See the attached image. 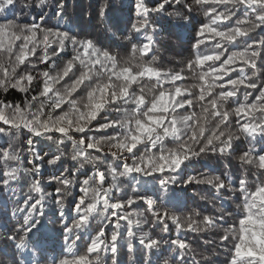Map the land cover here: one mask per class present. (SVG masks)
Listing matches in <instances>:
<instances>
[{"label": "snow or ice", "instance_id": "obj_1", "mask_svg": "<svg viewBox=\"0 0 264 264\" xmlns=\"http://www.w3.org/2000/svg\"><path fill=\"white\" fill-rule=\"evenodd\" d=\"M152 2L154 6H149V0H136L138 19L132 28L141 33L146 42L132 43L131 54L124 60H119L117 54L110 50L98 47L91 39H81L72 33L70 27L62 29L59 24L46 27L45 15L31 16L29 23L3 16L0 22V89L5 92L16 89L27 94L34 80L39 78L41 85L36 95L26 98L23 107L0 100V122L8 126L0 127V136L11 140L22 136L25 130L28 133L26 149L13 143L0 148V159L7 169L0 177V191L8 189L14 194L12 185L19 183L22 175L41 172L42 164L32 160H29L31 168L23 166L25 151L40 159L36 138L55 145L58 154L48 160L50 165L57 164L66 155L62 146L70 141L71 160L79 162L73 176L82 172L86 165H91L94 171L80 182L83 194L71 208L75 213L71 217V226L68 223L63 225L66 241L75 233L68 251L71 252L76 241L81 239L79 233L88 226L90 218L99 216L101 227L89 237L87 253H96L94 262L88 259V255L74 254L72 260L61 264H108L109 260L111 264H120L121 241L126 242L130 253L134 240L149 249H159L160 240L152 239L147 233L137 235L141 228V220L137 217L144 214L124 211L126 206L137 200L147 204L153 226L162 225L164 233L169 231L167 221H171L178 231L209 235L200 241L199 246L210 251V256L200 253L199 260L192 242L179 236L165 242L173 247L174 264H216L221 254L224 255V264H264V35H261L264 34V0ZM15 4L16 0H0V14H6ZM166 5L187 10V14L179 10L168 12L170 17L183 21L178 26L190 25L194 6L206 18V22H201L195 29L192 57L179 71L156 67L155 56L150 61L144 59L154 43L155 28L151 24V15L163 14L167 11ZM221 5L224 6L222 10ZM49 6L56 17L63 18L64 0H24L23 3L29 11L33 7L43 11ZM104 11L102 7L100 14L104 15ZM149 28H152L151 34L147 31ZM257 29V35L261 36L259 39L251 35ZM127 39L131 40V37ZM241 40L245 44L242 49L229 50V46L238 48ZM69 47L73 53L71 58L57 70L56 58ZM32 57L36 58L35 62ZM38 64L46 65L47 70L33 75ZM21 66H30L31 70L18 72ZM185 71L191 73L195 83H182L186 79ZM237 72L238 75L233 77L232 73ZM145 79L154 83L146 86L143 83ZM133 85L138 86V92ZM81 87L86 89V96L77 99L74 94ZM242 88L252 90L243 93V101L239 98ZM193 89L198 91L194 94ZM253 92H258V95L249 102ZM230 101L235 107H227ZM64 105L68 106L66 111L63 110ZM197 105L199 112L194 110ZM113 106L116 112L123 114V118L107 120L94 128L93 121ZM58 109L61 112L57 115ZM232 116L238 118L236 131L231 130ZM213 122L214 126H210ZM107 129H113V133L99 138L93 134ZM55 133H59V137ZM74 133L80 134L79 139ZM241 135L250 137L252 141L239 159L243 165H255L258 171L253 180H249L247 173L235 179L227 173L223 177L207 175L182 179L187 162L209 152L231 153L233 142L240 140ZM258 135L262 142L259 149L255 146ZM166 139L171 140L175 147L169 148L165 144ZM89 150L103 153V156H92ZM119 161H123L122 166ZM9 162H14V166ZM101 165L106 166L112 180L108 187L104 186L106 177L100 171ZM121 167L122 170H118ZM133 173L157 179L165 190L169 185L195 182L210 185L220 194L215 199H221L225 192L231 193V199L239 201L236 203L239 218L228 223L233 213L221 199L220 207L213 205L208 214L196 212L194 215L199 219L188 217L181 221L167 211H159L156 200L138 194L136 188H133V192H137L134 197L113 202V190L121 191L119 178ZM52 181L62 186L55 189V195L45 193L41 180L34 179L29 192L39 194V198L32 202L33 196L29 194L24 199V207L16 209V212L24 213L23 224L16 229L23 233L17 248H26L30 234L38 231L40 218L45 215L46 196L53 198L60 218L65 217L64 199L71 195L66 190L74 181L64 175L49 177V183ZM139 183L140 180L136 179V184ZM107 225L111 226L110 235L105 233ZM9 239L16 240L17 237L10 236Z\"/></svg>", "mask_w": 264, "mask_h": 264}, {"label": "trees", "instance_id": "obj_2", "mask_svg": "<svg viewBox=\"0 0 264 264\" xmlns=\"http://www.w3.org/2000/svg\"><path fill=\"white\" fill-rule=\"evenodd\" d=\"M66 8L63 18H58L54 15V10L49 7H45L43 11L39 8L33 7L30 11L23 7L24 0H16V4L6 14H0V22L3 21V16L6 15L7 19L12 20L19 18L18 22L29 23L31 16L45 15V26L53 27L57 24L63 29L70 27L73 34L77 35L81 39H91L93 42L101 48H106L112 53L117 54L119 60L128 59L131 54V44L137 43L142 44L146 42L144 36L141 33H136L132 25L136 23L138 17L136 14V0H64ZM190 3L191 0H188ZM149 6H154L152 0H149ZM104 8V15H101V8ZM220 10L223 9V5L219 6ZM231 7V5H228ZM167 11L163 14H152L151 24L155 28L154 43L152 50L144 57L145 61H150L153 56L156 57L155 66L163 70L179 71L186 65L189 58L192 57L191 45L194 42L195 29L201 22H206V18L201 12L194 6L193 13L191 14L193 19L189 26H178L183 24V21L178 20L175 16H169L168 12L181 11L183 14H187V10L183 7L167 6ZM235 18H233V23ZM148 33H152V28H149ZM259 30L251 33L253 38L259 39ZM264 35V34H261ZM131 37V40L127 39ZM245 46L243 40L240 41L238 48L233 49L229 46V50H239ZM203 48V46H202ZM39 49L37 54L39 55ZM51 51V50H50ZM71 48H66L65 52L60 57L56 58L57 70L63 67L64 63L72 56ZM35 62L36 58H31ZM30 66H21L19 71H29ZM47 70V66L43 64L37 65V70L33 71V75H37L38 72ZM78 74V73H77ZM250 74V71H249ZM71 75V73H70ZM183 75L186 77L182 83L190 85L195 83L191 73L185 71ZM237 73H232L235 77ZM67 80V78H66ZM143 83L146 86H151L154 81L145 79ZM41 80L38 78L33 81L32 87L29 93H23L16 89H9L5 92L0 89V100H4L6 103L19 104L23 107L24 102L30 99L32 95H36L40 90ZM133 88L138 92V86L133 85ZM198 89H193L194 94ZM219 91V89H217ZM245 91H252L251 89H241L239 98L243 101V93ZM258 95V92H253L252 96L249 97V102ZM86 96V89L81 87L74 97L80 99ZM131 107V106H126ZM227 107H235L234 104L229 102ZM68 106L64 105L63 110H67ZM199 112V106L197 105L194 109ZM181 112L185 110H180ZM188 111H191L189 109ZM61 109H58L55 114H60ZM123 114L115 111V106L109 108L106 112H102L96 121H93V127L95 128L100 123H105L107 120H118L122 119ZM235 116L230 117L231 130L236 131L237 125ZM215 122L210 126H214ZM0 127H8L0 122ZM119 131V129H117ZM113 133V129H107L100 133H93L99 138L101 135H110ZM28 133L26 130L24 134L18 138L9 139L5 136H0V148H5L9 143L16 145H23L26 149V138ZM59 137V133L54 134ZM79 139L80 134H73ZM37 150L40 155V159L33 158L30 154L25 151L23 156V166L25 168H31L33 163L42 164L41 172L39 174L22 175V179L19 183H14L12 188L13 192L8 189L0 191V264H61L62 261L72 260L75 255H88L90 261H95L96 253L88 254L87 247L90 243V235L95 233L101 227L100 217L94 216L90 218L88 226L80 231L81 239L77 240L69 252V245L75 239V233L69 237L66 241L63 232V225L68 223L71 226V217L75 215L71 211L75 200L82 195L81 192V181L88 178L93 174V167L86 165L80 173H75L78 167L77 161L71 160L72 144L67 141L62 146L63 151L66 153L60 161L55 165L48 164V160L53 158L54 154H58L56 147L50 141L42 138H36ZM261 138L257 136L256 148L261 147ZM165 144L169 148H174L175 144L171 140H165ZM252 141L250 137L241 135L240 140L233 142V150L231 153H225L224 155L217 153L202 154L200 157L193 158L187 162V168L184 169L182 179H187L188 176L202 178L207 175H220L224 176L227 173L234 179L248 174L249 180L254 179V174L257 173L255 165H243L240 162L239 157L244 151L248 150L251 146ZM115 150V149H113ZM143 146H141V151ZM107 151V148H105ZM153 151H157L153 149ZM92 156L100 155L103 153H96L93 150H89ZM127 155V154H125ZM110 159V157H109ZM121 166L123 161L118 162ZM131 163V160L128 161ZM10 165L14 166V162H9ZM5 162L0 159V177L4 171H6ZM118 170H122V167ZM100 171L105 173L106 181L105 187H108L111 183V177L109 176L106 166L101 165ZM167 174V173H165ZM67 176L69 179H73V185L66 191H70L71 195L64 199L65 203V217L63 219L59 216L58 206L55 205L52 197H45L44 202V213L45 215L40 218L41 224L38 225V231L30 234L31 239L26 240L28 245L26 248L19 249L16 245L19 242V237L23 233H19L16 229L23 224L24 213L16 212L18 207H24V199L30 194L33 196V201L39 198V194L30 193L29 188L34 179L41 180L42 189L45 193H53L55 195V189L62 187L56 181L49 183V177L51 176ZM159 176V173L156 174ZM135 178V179H134ZM136 179L140 180V183L136 184ZM118 184L121 188L120 192L113 190L112 197L113 202L116 200H127L129 197H134L138 194L151 196L156 200V208L161 211H167L171 215H175L181 219L186 220L188 217L199 219L194 214L200 212L202 214H208L211 212L213 205L220 207L221 199L223 200L226 207L233 213L232 217L229 218L228 223H233L238 220L239 216L236 211V203L238 200L231 199V193H223L221 199H215L216 196L220 195L207 184L192 183H178L176 185H169L167 189H162L158 183V180L152 177H141L136 173L131 174L129 177H120ZM133 188L137 189V192H133ZM238 195V194H237ZM204 197V199H201ZM148 206L143 201L137 200L131 206H126L124 211L143 213V216L137 217L141 220L140 230L137 231L139 236L141 233H147L152 239L161 241L159 249H149L139 244L138 240L133 241V251L130 253L126 247V242L121 241V247L119 248L118 258L120 264H174L173 247H170L168 241L176 239L177 236L181 239H186L192 242L193 249L197 253L196 259H200V253L204 256H210L206 254L202 247H200V241L204 238H209L208 234H196L190 231L180 230L178 231L171 223L169 224V231L164 233L162 231V225L153 226L152 224V213L147 210ZM109 210V214L111 213ZM16 213L13 215V213ZM147 221V222H145ZM126 225L125 221L121 222ZM106 235H110L111 226H105ZM10 236H16V240L9 239ZM108 264H111L110 260ZM216 264H224V255L221 254L216 260Z\"/></svg>", "mask_w": 264, "mask_h": 264}, {"label": "rangeland", "instance_id": "obj_3", "mask_svg": "<svg viewBox=\"0 0 264 264\" xmlns=\"http://www.w3.org/2000/svg\"><path fill=\"white\" fill-rule=\"evenodd\" d=\"M206 254H210V251H205Z\"/></svg>", "mask_w": 264, "mask_h": 264}]
</instances>
